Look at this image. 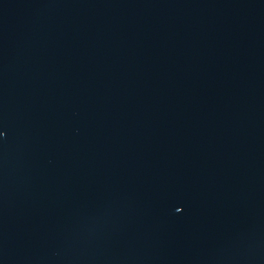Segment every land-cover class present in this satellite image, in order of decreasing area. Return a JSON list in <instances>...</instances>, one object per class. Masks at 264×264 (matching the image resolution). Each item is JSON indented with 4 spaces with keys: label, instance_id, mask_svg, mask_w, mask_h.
<instances>
[{
    "label": "water",
    "instance_id": "1",
    "mask_svg": "<svg viewBox=\"0 0 264 264\" xmlns=\"http://www.w3.org/2000/svg\"><path fill=\"white\" fill-rule=\"evenodd\" d=\"M0 264H264V0H0Z\"/></svg>",
    "mask_w": 264,
    "mask_h": 264
}]
</instances>
